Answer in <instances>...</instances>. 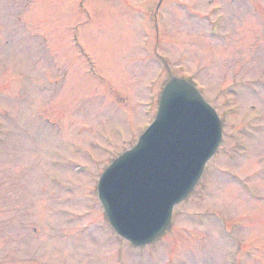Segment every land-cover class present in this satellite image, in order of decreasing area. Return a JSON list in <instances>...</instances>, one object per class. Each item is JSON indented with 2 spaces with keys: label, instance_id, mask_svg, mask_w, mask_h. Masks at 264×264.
<instances>
[{
  "label": "rangeland",
  "instance_id": "374dc122",
  "mask_svg": "<svg viewBox=\"0 0 264 264\" xmlns=\"http://www.w3.org/2000/svg\"><path fill=\"white\" fill-rule=\"evenodd\" d=\"M170 76L221 141L166 233L133 248L96 186ZM0 264H264V0H0Z\"/></svg>",
  "mask_w": 264,
  "mask_h": 264
},
{
  "label": "water",
  "instance_id": "95a60500",
  "mask_svg": "<svg viewBox=\"0 0 264 264\" xmlns=\"http://www.w3.org/2000/svg\"><path fill=\"white\" fill-rule=\"evenodd\" d=\"M221 122L189 82L171 77L153 122L102 173L96 197L110 229L134 248L159 239L202 177Z\"/></svg>",
  "mask_w": 264,
  "mask_h": 264
},
{
  "label": "flooded vegetation",
  "instance_id": "af4514ba",
  "mask_svg": "<svg viewBox=\"0 0 264 264\" xmlns=\"http://www.w3.org/2000/svg\"><path fill=\"white\" fill-rule=\"evenodd\" d=\"M167 71V70H166ZM167 74H168V71H167Z\"/></svg>",
  "mask_w": 264,
  "mask_h": 264
}]
</instances>
